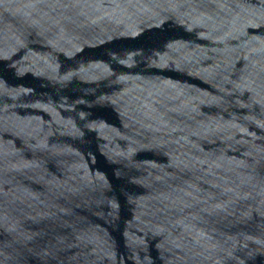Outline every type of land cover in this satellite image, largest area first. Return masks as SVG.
Listing matches in <instances>:
<instances>
[{"label":"water","instance_id":"95a60500","mask_svg":"<svg viewBox=\"0 0 264 264\" xmlns=\"http://www.w3.org/2000/svg\"><path fill=\"white\" fill-rule=\"evenodd\" d=\"M0 264H264V0H0Z\"/></svg>","mask_w":264,"mask_h":264}]
</instances>
